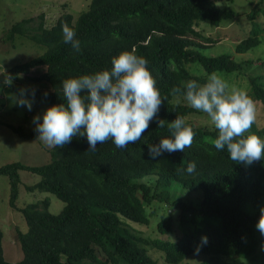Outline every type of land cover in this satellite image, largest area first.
<instances>
[{"label":"trees","instance_id":"1","mask_svg":"<svg viewBox=\"0 0 264 264\" xmlns=\"http://www.w3.org/2000/svg\"><path fill=\"white\" fill-rule=\"evenodd\" d=\"M256 13L264 19V7L254 5L247 14L250 33L235 52L260 42ZM236 17L213 0H91L75 19L61 13L52 26L38 25L29 38L46 49L8 74L17 78L43 65L45 71L32 79L52 89L13 90L60 104L71 114L29 131L6 124L22 139L53 137L54 149L47 164L11 162L0 166V175L8 178L13 207L19 170L41 177L28 189L50 190L64 205L52 213L46 198L43 209L37 202L21 207L28 226L25 233L16 229L23 257L4 259L0 230V264H157L146 252L150 243L171 264L194 254L205 255L197 264H264V124L255 126L244 111L252 101L264 106L259 77H247L249 88L239 104L213 102L223 106L229 124L248 125L251 134L187 123L183 117L193 107L174 100L195 96L206 102L212 93L202 84L216 86L217 73L234 75L252 66L250 59L201 51L216 40L195 24L217 27ZM22 34L21 22L5 31L8 40ZM258 61L264 66V56ZM188 63L209 77L192 74ZM172 181L200 190L199 205L171 198L166 189ZM154 200L178 206L179 219L192 228L175 241L134 233L121 216L148 223L146 204ZM157 229L171 231L170 220L158 221Z\"/></svg>","mask_w":264,"mask_h":264},{"label":"rangeland","instance_id":"2","mask_svg":"<svg viewBox=\"0 0 264 264\" xmlns=\"http://www.w3.org/2000/svg\"><path fill=\"white\" fill-rule=\"evenodd\" d=\"M91 0H0V166L21 162L26 165H42L51 161V151L54 149V139L49 135H41L34 139H22L6 124L13 127H21L26 131L40 128L50 124L57 116H69L71 110L60 104H51L35 99L19 96L14 90V86L20 88H37L42 91H50L52 88L45 81H35L32 77L39 76L46 69L45 66H37L30 70L28 75L19 74L17 78L10 77L8 69L12 66L25 62L35 57L46 49L40 43L29 38L38 32V25L43 22L45 27L52 26L56 18L61 13H71L73 19L85 10ZM219 8H229L237 12V17L221 23L219 26H211L208 22H198L194 29L203 36L211 37L215 42L202 49L205 55L216 56L228 53L236 61L250 59L253 64L250 68H245L244 73L222 76L217 73L213 79L216 86L202 84L212 94L204 102L203 98L195 96L175 97V102L187 104L193 107L194 111L183 117V121L197 126L208 128L222 127V133H248L251 134L248 125L239 126L229 124L227 114L223 106L215 107L214 101L222 104L226 101L240 103L249 88L248 78L251 75L259 77V83L264 87V66L258 59L264 56V19L256 13L255 22L261 27L259 34L260 42L252 50L237 53L234 46L241 39L245 38L251 29V22L247 14L254 5L264 7V0H213ZM27 19L28 22H24ZM21 22L26 34L17 35L12 40L5 37V31L12 24ZM192 74L202 77H209L203 69L191 63L187 64ZM244 111L249 115L255 126L264 124V106L260 101H252L245 104ZM5 124V125H4ZM51 137V138H49ZM237 155L240 162L244 161L243 151L237 148ZM153 176L145 177L143 181H151ZM40 175L19 170L18 194L15 200V207L9 204L10 188L8 178L0 175V228L3 231L1 242L2 254L6 261L17 262L23 257L20 243L17 239V231L27 232L28 226L23 218L20 208L30 202H37L38 208H45L44 199H48L50 204L47 209L52 213L59 212L64 201L47 189H28L27 185H32L40 180ZM166 192L171 198L179 197L185 202L199 205L201 200L200 190H187L179 182L172 181ZM148 223H139L121 216L123 222H127L128 227L134 232L148 239L163 241H175L180 238L185 231L192 228L189 221L184 222L179 219V207L162 200H154L146 204ZM15 224L11 225V221ZM161 219L170 220L171 231H159L157 222ZM146 252L157 264H171L164 262L163 252L155 247L153 243L145 245ZM205 255L194 254L185 257L177 264H197ZM122 264V263H120ZM245 264H250L246 262Z\"/></svg>","mask_w":264,"mask_h":264},{"label":"crops","instance_id":"3","mask_svg":"<svg viewBox=\"0 0 264 264\" xmlns=\"http://www.w3.org/2000/svg\"><path fill=\"white\" fill-rule=\"evenodd\" d=\"M5 125V124H4ZM8 125V124H7ZM38 136H41V135H38ZM38 136H36V137H38ZM35 137H33V138H31V139H34ZM49 138H51V137H49ZM11 206V205H10ZM13 207V206H12ZM12 223H11V225H13V224H15V222H14V219H13V221H11ZM0 230L2 231V229L0 228ZM3 236H4V234H3V231H2V239H3Z\"/></svg>","mask_w":264,"mask_h":264}]
</instances>
